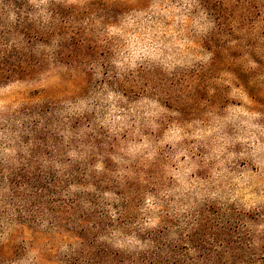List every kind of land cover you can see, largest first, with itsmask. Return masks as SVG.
<instances>
[{
  "label": "rangeland",
  "instance_id": "374dc122",
  "mask_svg": "<svg viewBox=\"0 0 264 264\" xmlns=\"http://www.w3.org/2000/svg\"><path fill=\"white\" fill-rule=\"evenodd\" d=\"M263 2L28 0L36 25L59 31L35 52H53L64 38L72 66L50 65L39 80L0 85V166H16L36 137L66 154L67 119L79 118L77 134L98 135L102 145L78 144L52 160L53 169L67 156L79 162L95 154L92 170L106 168L103 177L118 187L133 183L154 214L164 208L185 219L206 205L254 218L263 234L264 43L256 20ZM49 3L58 16L50 17ZM67 68L89 89L75 98L39 96L62 82ZM51 97L59 104L40 110ZM73 257L64 245L45 256L39 240L23 261L63 264Z\"/></svg>",
  "mask_w": 264,
  "mask_h": 264
},
{
  "label": "trees",
  "instance_id": "16d2710c",
  "mask_svg": "<svg viewBox=\"0 0 264 264\" xmlns=\"http://www.w3.org/2000/svg\"><path fill=\"white\" fill-rule=\"evenodd\" d=\"M27 7L28 0H0V85L39 80L50 65L72 66L63 53L64 38L53 52H35L36 45L49 44L59 31L37 26ZM46 7L50 17L58 16L54 4ZM11 13L13 19L7 21ZM256 20L264 43V2L258 5ZM251 23L248 16L245 24ZM70 71L67 68L64 80L39 96L75 98L89 89L90 84ZM50 99L40 110L59 104ZM38 123L32 126L33 135ZM67 124L71 136L62 152L66 154L55 148L56 142L36 137L23 157L17 156L16 166H0V264H24V256L39 240L45 256L59 245L67 246L74 257L63 264H264V233L257 234L252 217L209 211L206 205L185 219L164 208L154 214L144 207L140 192H132L133 183L118 187L103 177L106 168L92 170L95 154L79 162L67 156L61 169H53L50 162L71 155L78 144L102 145L98 135L77 134L79 118L67 119ZM108 190L113 196L106 197ZM154 207L160 205L154 202Z\"/></svg>",
  "mask_w": 264,
  "mask_h": 264
}]
</instances>
